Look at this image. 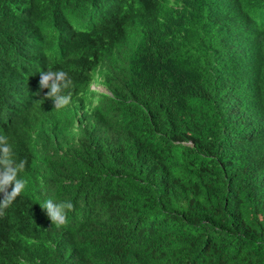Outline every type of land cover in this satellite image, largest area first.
<instances>
[{
	"label": "trees",
	"instance_id": "trees-1",
	"mask_svg": "<svg viewBox=\"0 0 264 264\" xmlns=\"http://www.w3.org/2000/svg\"><path fill=\"white\" fill-rule=\"evenodd\" d=\"M0 131V264H264V0H0Z\"/></svg>",
	"mask_w": 264,
	"mask_h": 264
},
{
	"label": "clouds",
	"instance_id": "clouds-1",
	"mask_svg": "<svg viewBox=\"0 0 264 264\" xmlns=\"http://www.w3.org/2000/svg\"><path fill=\"white\" fill-rule=\"evenodd\" d=\"M235 42L234 40L232 46ZM232 46L231 48H233ZM73 87V80L63 70L40 72L39 88L48 89L44 99H51L57 110L63 109L71 103L72 92L66 90ZM26 164V159L17 161L9 138L6 135H0V193L3 194V198L0 199V217L5 216V210L12 205L27 186V181L19 178V174L24 171ZM9 188L11 191H8ZM39 206L46 213L51 225H55L57 228L67 224L68 213L74 208L71 201L57 203L50 198L44 200Z\"/></svg>",
	"mask_w": 264,
	"mask_h": 264
},
{
	"label": "rangeland",
	"instance_id": "rangeland-1",
	"mask_svg": "<svg viewBox=\"0 0 264 264\" xmlns=\"http://www.w3.org/2000/svg\"><path fill=\"white\" fill-rule=\"evenodd\" d=\"M92 89H96V90H99V91H104V89L102 88V86H93Z\"/></svg>",
	"mask_w": 264,
	"mask_h": 264
},
{
	"label": "bare ground",
	"instance_id": "bare-ground-1",
	"mask_svg": "<svg viewBox=\"0 0 264 264\" xmlns=\"http://www.w3.org/2000/svg\"><path fill=\"white\" fill-rule=\"evenodd\" d=\"M99 22V21H98ZM87 28V27H86ZM17 98V97H16ZM20 98V97H19ZM18 102V101H17ZM20 103L22 102V101H19ZM25 102V101H24ZM66 108V107H65ZM67 110H68V108H67ZM64 111H66V110H64ZM70 111H71V108H70ZM73 111V110H72ZM67 112V111H66ZM8 115H10V112H9V114ZM6 118V117H5ZM18 125V124H17ZM16 125V126H17ZM21 125V124H20ZM1 132V131H0ZM89 142V141H88ZM52 151V150H51ZM86 151V150H85ZM40 156V155H39ZM52 157V156H51ZM30 188V185H29V187H28V189ZM108 245V244H107ZM10 264V263H9Z\"/></svg>",
	"mask_w": 264,
	"mask_h": 264
}]
</instances>
